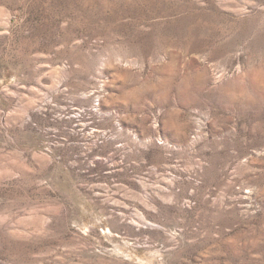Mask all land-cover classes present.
<instances>
[{"label": "rangeland", "instance_id": "rangeland-1", "mask_svg": "<svg viewBox=\"0 0 264 264\" xmlns=\"http://www.w3.org/2000/svg\"><path fill=\"white\" fill-rule=\"evenodd\" d=\"M0 264H264V0H0Z\"/></svg>", "mask_w": 264, "mask_h": 264}]
</instances>
